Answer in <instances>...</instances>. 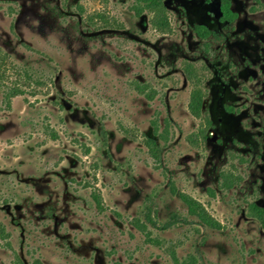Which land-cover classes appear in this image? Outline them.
<instances>
[{"label":"rangeland","instance_id":"1","mask_svg":"<svg viewBox=\"0 0 264 264\" xmlns=\"http://www.w3.org/2000/svg\"><path fill=\"white\" fill-rule=\"evenodd\" d=\"M229 1L237 19L203 39L208 0H165L170 33L131 0H0V264H264V0ZM187 70L207 79L206 139Z\"/></svg>","mask_w":264,"mask_h":264},{"label":"trees","instance_id":"2","mask_svg":"<svg viewBox=\"0 0 264 264\" xmlns=\"http://www.w3.org/2000/svg\"><path fill=\"white\" fill-rule=\"evenodd\" d=\"M130 9L134 12L137 16H143L144 14H150L151 18V24L152 26L161 33H170L172 32V25L169 18V12L168 7L165 3V0H131ZM224 10L227 14V16L231 17V8L230 4L227 2L225 3ZM188 71V79L191 80L194 87L191 92V99L189 103V109L191 113L199 118H202V107H203V100L205 93L203 92V88L201 86L202 80L198 78L197 76L193 75L192 70ZM22 91L20 90H13V95L21 94ZM206 125L205 129V135H203V138L206 139V132L208 134L209 131H211L212 123L211 120L207 117L206 118ZM160 136L163 137V134L160 133ZM146 144L150 150V153L156 158H161V146L158 143L157 139L153 137H148L146 139ZM94 199L98 205V207H103V200L100 194L94 193L93 194ZM187 207L188 212L190 215L195 216L201 224L205 225L206 227L219 229L221 227L220 222H218L216 219L212 217V215L207 211V209L197 200L191 198L190 196H184L183 197ZM249 212L250 215L257 218L264 229V208L260 207L258 204L252 202L249 205ZM145 218L147 222L154 226L159 227L160 229H168L175 224L182 221V218L177 213H172L169 220L163 222L162 224L158 223L153 216V209L150 206H147V209L145 211ZM185 221V220H184ZM139 226L142 228L144 232H146L147 225L146 223L139 224ZM0 231L2 233H5V227L0 222ZM148 239L152 241L153 243L160 244V241L158 239H153L150 237L149 232H147ZM172 253V257L174 259V262L176 264H198L199 258L196 255H189L187 258L180 259L174 249H170Z\"/></svg>","mask_w":264,"mask_h":264},{"label":"flooded vegetation","instance_id":"3","mask_svg":"<svg viewBox=\"0 0 264 264\" xmlns=\"http://www.w3.org/2000/svg\"><path fill=\"white\" fill-rule=\"evenodd\" d=\"M227 2L230 4V8H231V2L229 0H217L215 3L212 2V0H208L207 5L211 6L212 9H210L211 11L207 10V14L205 16V18L207 19L206 23L202 22V23H199L196 25L195 31L198 34V36H200L203 39H207V38H210L211 36H213L215 34V30L213 29V27L207 24L208 21H211V23H215L216 26L220 27V26L226 25L228 23H233L237 19V13H235L233 11H231V15H230L231 17L227 16V14L224 10L225 3H227ZM197 77L202 80L201 86L203 88V92L205 93L204 100H203V107H202V109H203L202 110L203 111L202 112V114H203L202 118H203L205 125H206L205 120L207 117L211 120V123H212L211 131H209L207 134V135H210V133L213 132V130L215 129L216 123H215V120L209 116V114L204 113V106L206 103V98L208 96L207 90L204 89V83L206 82L207 79L205 78L206 77L205 74L204 75L200 74ZM221 88H222L223 93L221 94L220 99H219V103H218L219 104V108H218L219 111L218 112H219L220 118L222 117L221 121H226V118L233 119L236 111H234V108L228 107L227 105L224 104V102H222L224 95H226L225 90L227 88V83L226 82L223 83ZM13 96H16V95H13ZM207 137L208 136H206V138ZM214 139H215V137H214ZM254 203H256L260 207L264 208L259 203H257V202H254Z\"/></svg>","mask_w":264,"mask_h":264}]
</instances>
